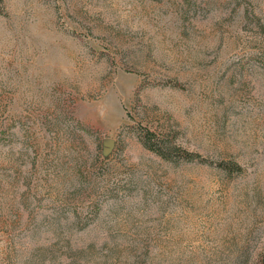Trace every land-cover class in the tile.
Returning <instances> with one entry per match:
<instances>
[{"label":"rangeland","instance_id":"obj_1","mask_svg":"<svg viewBox=\"0 0 264 264\" xmlns=\"http://www.w3.org/2000/svg\"><path fill=\"white\" fill-rule=\"evenodd\" d=\"M0 264H264V0H0Z\"/></svg>","mask_w":264,"mask_h":264},{"label":"trees","instance_id":"obj_2","mask_svg":"<svg viewBox=\"0 0 264 264\" xmlns=\"http://www.w3.org/2000/svg\"><path fill=\"white\" fill-rule=\"evenodd\" d=\"M142 142L145 147L156 152L164 158H171L172 154L178 157H184L190 159L194 154L186 151L178 146H169L163 142H159V139L154 138V136L147 132L142 138ZM198 156V155H196ZM217 165L221 166L226 170H237L239 165L232 161H218Z\"/></svg>","mask_w":264,"mask_h":264},{"label":"water","instance_id":"obj_3","mask_svg":"<svg viewBox=\"0 0 264 264\" xmlns=\"http://www.w3.org/2000/svg\"><path fill=\"white\" fill-rule=\"evenodd\" d=\"M104 144H105L106 147L109 149V148L112 146V144H113V140L110 139V138H106V139L104 140Z\"/></svg>","mask_w":264,"mask_h":264}]
</instances>
